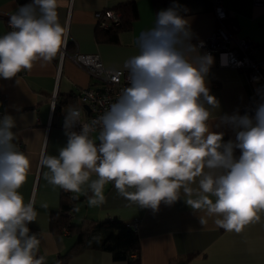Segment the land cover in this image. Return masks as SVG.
<instances>
[{
  "label": "clouds",
  "instance_id": "clouds-1",
  "mask_svg": "<svg viewBox=\"0 0 264 264\" xmlns=\"http://www.w3.org/2000/svg\"><path fill=\"white\" fill-rule=\"evenodd\" d=\"M58 7V0H31L10 15L11 30L0 35V78L30 71L38 60L51 62L66 46L68 28L59 22ZM180 10L173 3L140 33L138 54L124 63L129 86L102 116L77 132L80 111L69 108L66 145L58 155H43L41 163L54 186L80 193L87 185L90 205L103 203L108 183L153 210L162 202L173 204L183 190L192 209L217 217L219 228L239 233L259 223L264 213V102L254 116L219 117L235 131L234 140L224 142L223 132L211 130L219 101L206 77L214 57L201 54L202 41L192 43ZM225 62L222 55V66ZM97 124L98 145L90 138ZM15 127L12 116L0 118V264H44L38 256L41 241L28 227L37 212L20 192L31 161L14 143ZM197 177L198 189H193Z\"/></svg>",
  "mask_w": 264,
  "mask_h": 264
},
{
  "label": "crops",
  "instance_id": "crops-1",
  "mask_svg": "<svg viewBox=\"0 0 264 264\" xmlns=\"http://www.w3.org/2000/svg\"><path fill=\"white\" fill-rule=\"evenodd\" d=\"M223 2L238 19L236 36L250 38L257 44L255 56L264 58V0ZM28 3L31 0H0V35L10 31V15ZM173 3L181 6V14L188 20L193 33L192 43L199 46V42L216 28L213 0H58L59 22L68 28L67 51L70 54L96 53L105 66L124 69L125 61L139 52L135 41L140 33L151 28L156 14ZM131 4L136 5L138 17L130 27L118 33V40L98 38V12L105 9L120 12L119 7ZM199 50L202 54L201 48ZM60 54L51 62L36 61L30 71H22L11 79L0 78V113L14 118L16 140L23 142V152L31 161L20 192L26 203H33L37 212L36 219L28 227L30 234H36L41 241L38 256L45 258L44 264H129L115 260L111 251L102 248L100 240L104 232L94 229L111 217L138 223L135 228L140 236L137 253L140 264H264V213L259 223H252L239 233L229 232L215 224L217 217L192 209L186 203L189 197L183 190L176 202L171 205L162 202L158 210H153L140 207L121 195L113 183L105 185L103 203L94 206L89 204L93 194L87 185L80 193H75L49 183L50 172L42 165V156L58 155L59 149L66 145L63 112L77 106L86 116L87 107L79 100V92L94 83L89 73L69 55L61 62ZM206 81L210 94L219 101V108L213 110L214 119L209 121L211 130L223 132L224 142L234 140L235 131L219 117L243 115L242 109L254 96L264 102V87L249 81L246 73L238 68L219 65L217 57H214ZM54 94L57 105L53 110ZM92 135L97 144L99 132ZM234 155L238 158L240 151L235 150ZM95 178L93 173L92 179ZM199 179L197 177L190 187L198 189ZM64 199L73 200L66 214L77 226L55 232L51 227L52 213L61 210ZM80 229L87 232L83 242L77 251L63 257L75 250Z\"/></svg>",
  "mask_w": 264,
  "mask_h": 264
},
{
  "label": "built area",
  "instance_id": "built-area-1",
  "mask_svg": "<svg viewBox=\"0 0 264 264\" xmlns=\"http://www.w3.org/2000/svg\"><path fill=\"white\" fill-rule=\"evenodd\" d=\"M213 11L217 21L216 28L211 35L202 40L203 47H200L202 54L210 53L213 57H217L219 65H222L220 56L226 55L225 66L238 68L246 73L249 81L264 85V58L259 59L255 56L257 44L248 37L236 36V31L239 29L238 19L230 14L223 0H213ZM97 16L99 25L103 28L120 24L122 19V14L115 9L101 10ZM9 29L11 30L10 26ZM67 45L68 39L66 46L61 49V62L66 55H69L94 80L92 85L81 88L79 92V100L87 107L86 116H83L81 107H74L80 111V119L73 130L79 132L81 125H91L93 121L97 120L109 109L112 103L116 102L122 89L129 86L127 81L128 73L124 69L105 66L100 55L96 53L76 52L70 54L67 51ZM260 101L261 98L259 96H254L253 100L242 109V114L254 116L256 106ZM51 103L54 110L57 105L56 94L53 95ZM68 110L63 112L64 121ZM4 115L6 114L0 113V118H3ZM93 128L94 130L90 133V138L92 139L93 132L100 133V125H93ZM15 144L18 150L24 151L25 145L21 140H16ZM137 224L135 222L133 226L136 227ZM134 255L137 256V254Z\"/></svg>",
  "mask_w": 264,
  "mask_h": 264
},
{
  "label": "trees",
  "instance_id": "trees-1",
  "mask_svg": "<svg viewBox=\"0 0 264 264\" xmlns=\"http://www.w3.org/2000/svg\"><path fill=\"white\" fill-rule=\"evenodd\" d=\"M122 19L120 24L112 25L108 28L98 26V38H106L110 41L118 40V33L127 27H130L133 21L138 17V9L135 4L129 5V7H119ZM99 142L97 143V145ZM73 206V200L64 199L61 203V210L52 213V229L57 232L64 227L69 229L76 227L70 216L66 213L71 210ZM95 230H101L104 232V237L100 240L101 247L109 250L113 254L115 260L127 261L129 264H140V258L134 254L139 253L140 249V236L137 228L132 223H128L118 217H111L103 222L97 224ZM81 230V229H80ZM87 232L81 230L79 232L78 244L75 250L69 251L64 254L63 257L67 258L74 251H77L79 244L83 242Z\"/></svg>",
  "mask_w": 264,
  "mask_h": 264
},
{
  "label": "water",
  "instance_id": "water-1",
  "mask_svg": "<svg viewBox=\"0 0 264 264\" xmlns=\"http://www.w3.org/2000/svg\"><path fill=\"white\" fill-rule=\"evenodd\" d=\"M263 87H264V85L263 84H261Z\"/></svg>",
  "mask_w": 264,
  "mask_h": 264
}]
</instances>
